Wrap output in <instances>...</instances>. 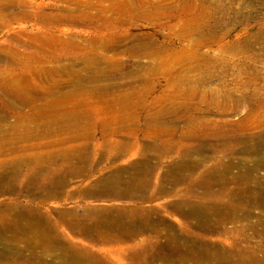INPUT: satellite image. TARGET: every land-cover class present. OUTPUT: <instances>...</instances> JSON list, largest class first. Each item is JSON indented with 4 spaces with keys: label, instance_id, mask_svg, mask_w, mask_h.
Instances as JSON below:
<instances>
[{
    "label": "rangeland",
    "instance_id": "1",
    "mask_svg": "<svg viewBox=\"0 0 264 264\" xmlns=\"http://www.w3.org/2000/svg\"><path fill=\"white\" fill-rule=\"evenodd\" d=\"M261 156L264 0H0L1 184L22 186L28 167L44 169L38 181L66 182L53 197L12 191L0 201L19 194L18 205L43 211L73 250L106 264H264ZM145 159L156 166L150 183L166 190L136 199L152 209L141 234L93 241L58 216L133 205L67 192L114 165L126 167L122 178L138 175L129 165ZM78 167L87 171L68 174ZM185 202L205 205L206 224L182 210ZM170 235L190 241L163 249ZM17 256L1 255L0 264Z\"/></svg>",
    "mask_w": 264,
    "mask_h": 264
},
{
    "label": "bare ground",
    "instance_id": "2",
    "mask_svg": "<svg viewBox=\"0 0 264 264\" xmlns=\"http://www.w3.org/2000/svg\"><path fill=\"white\" fill-rule=\"evenodd\" d=\"M261 157H263L262 159L264 161V156ZM34 159V164H36V162H39L42 158ZM76 159L79 161H84L88 158ZM97 161H99L98 158ZM151 162L152 161L145 159L131 163L129 168L136 171L138 175L133 174L127 176L126 178H122L120 175L122 172L121 170L126 169V167L114 165L109 174L97 177L85 188L73 187L75 189L72 188L71 191L67 192L68 196L107 195L113 198H126L129 200V202L134 203L133 205H127L125 208L119 210L114 209V211L116 210V213H113L114 211L112 208H102L97 206L89 208L87 211H85V213L82 214L76 213L73 210H60L61 212H58V216H62L64 214L68 215V217H70V221H68V223H70L72 228L87 231L90 233L89 235L93 241L100 239H117L119 241H124L126 238H133L134 235L141 234V231L144 229V227L148 226V223L146 222L149 218L147 219L144 214L148 215L152 209L141 206L140 210V206L135 204L136 199L151 201L158 193H162L166 190L162 180L157 183H150V176L156 168L154 164H149ZM210 169L211 167L205 169L204 175H210ZM43 170L44 169L40 167H36L34 170L28 167L25 170L27 174L26 176H28L26 183H23L22 186H18L17 188H13L11 185H2L1 182L7 179V177L4 174L0 175V192L10 193L15 191L17 194L20 191H26L28 194L34 195L36 197H53L62 193L66 186L64 177H61L62 179L60 180L47 177V182H41L35 179ZM85 170V167H78L69 169L67 172L72 176H76L77 174L84 173ZM104 172L102 171V173ZM168 172L166 175H168L169 179L171 180L170 182L177 183L180 177L176 176L175 178H172L170 170ZM212 173H215L213 172V169ZM207 182L211 183L212 180L209 181L207 179ZM18 195L15 197L6 198L7 200L4 199L0 201V256H13L14 253L18 254L16 258L19 260L10 259V262L13 264H106L100 259L92 258L88 253H85L87 252L86 250H73V248H70L71 246L64 244L61 238L49 231L50 229L48 228L49 225L47 227L48 220L45 213L37 207H33L28 204L18 205L21 202L18 200ZM237 198H241L240 195L239 197L237 196ZM186 206L187 207L185 209L183 208L182 210L188 216L195 218L199 226L206 224L207 220L211 217L210 215H212L208 212L205 205H199L195 202L189 204L188 202ZM3 210L8 211L3 213ZM221 212L219 211L218 213ZM101 228L105 229V231L108 233L105 234L101 232ZM150 238L151 237H146L144 239ZM168 239H174V241L172 244L167 243L163 249L184 250V243L190 241V239H185V237H175L171 235L165 236V240L167 241ZM175 242L180 243L176 244ZM128 248L133 247L130 244L126 246V249ZM56 249H58L59 252L65 256L58 258V261L56 262H52L51 259L48 260V258H46L47 256L44 254V252H54ZM25 251H29V253H27V255L26 253L23 255V252ZM75 255L78 256L75 257ZM138 259L141 260L142 258Z\"/></svg>",
    "mask_w": 264,
    "mask_h": 264
}]
</instances>
